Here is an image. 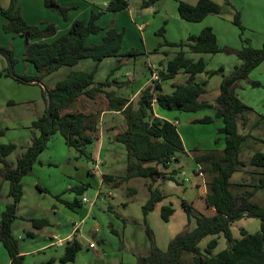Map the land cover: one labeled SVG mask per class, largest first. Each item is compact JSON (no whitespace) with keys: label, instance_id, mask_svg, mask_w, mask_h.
<instances>
[{"label":"rangeland","instance_id":"374dc122","mask_svg":"<svg viewBox=\"0 0 264 264\" xmlns=\"http://www.w3.org/2000/svg\"><path fill=\"white\" fill-rule=\"evenodd\" d=\"M17 1L15 7L29 23L44 27L45 22L64 24L66 21L57 11L46 8L42 0ZM58 1L62 3L61 0ZM178 1L195 4L197 0H157L146 8L140 7L141 0H128L126 9L113 13L115 14L113 17L102 18L101 16L98 20L101 26L113 25L115 22L113 26L117 30L124 31L120 53L127 54L122 57L128 59L129 62L121 64V70L125 69L133 73L132 87L134 89H137L139 84L150 82L149 66L160 71L162 64L181 48L170 46L166 44V41L176 43L185 41L188 36L187 32L197 34L204 27H210L220 46L234 48L244 45L241 39H248L249 44L254 48H260L264 42V0H229L241 13V22L244 26L242 36H240L238 27L232 22L233 10L226 0H213L221 5V12L209 14L199 22H188L180 18L176 9ZM0 5L8 8L10 0H0ZM71 10L68 11L69 15L67 12L69 18L73 13ZM146 21L149 23L141 25V31L137 30V26ZM6 22V18L0 15V143L15 144V150L7 156V160L14 165L18 156L30 145L32 137L38 134L37 130L30 127V124L43 113L45 108L44 85L51 84L54 76H45L41 83H24L17 80V76L34 74L35 69L31 63L24 60L25 37L7 30ZM181 25H186L187 29H183ZM97 35L91 36L89 41L94 42L93 39L101 38L102 32ZM53 38L50 37L47 40L50 41ZM182 49L193 60L201 57L206 63V71L223 67V73H217L209 78L205 73H201V76L197 74L195 77L197 81L207 79L206 93L203 96L209 100L213 99L219 91L222 74L230 73L240 61L234 54L193 53L186 47ZM2 50L12 52V64L8 54ZM111 63L116 64L114 60ZM260 67L257 66L249 74V80L256 81L258 85L240 80L235 91L239 98L252 108L253 112L247 111L246 116L249 118V123H255L258 128L254 130L248 123L242 125L238 122V130L241 133L251 131L252 137L260 138L261 140L256 142L257 145H261V151L264 153V66ZM121 72L124 73V71ZM172 81L184 82L185 79L182 73H178L170 80L161 81L163 89L170 90L175 84H171ZM172 113L177 116L178 129L183 138V145L186 147V153L180 157L179 163H171L166 170L169 172L170 169H176V174H174L176 185L166 179L153 181L142 177L123 180L117 186L104 180L103 183H98L99 176L95 179L86 176L84 169L88 164V158L81 155L75 148L67 146L59 133L51 135L47 148L38 155L30 173L24 176L25 181L29 180L25 185L26 196L18 204V217L12 223V234L18 241L19 250L24 251L21 253L23 264H136L138 254L144 255L151 248V240L145 232L146 225L152 231L155 245L161 250H166L169 241L177 233L195 227L196 215L210 211L205 204L207 181L210 176L201 171V164L196 163L195 157L209 151L221 150L222 135L217 132L220 123L217 122L218 120L207 124L187 123V117L191 115L213 116V109H204L199 112L172 111ZM123 124L125 127V123ZM249 146L251 145L247 138L242 144L240 154V159L245 162V166L231 176L230 180L233 182L248 185L258 178V175L253 174L254 171L264 173V167L256 168L249 163L252 154ZM95 149V144L87 147L88 152ZM125 160V149L122 144L103 140L98 164L100 173L123 175ZM86 179L90 181L91 186H87L82 195L70 190L73 186L85 183L83 181ZM34 180L44 186L42 192L33 187ZM150 184L153 188L157 187L165 197L155 204L144 219L142 206L148 199V185ZM245 188L249 187L242 186L239 189ZM0 191H3V186L0 187ZM57 194L61 195V201L55 197ZM83 195L90 200L94 199V202L91 205L89 202H80V206L75 210H71L63 202L72 201L74 198L80 201ZM263 198L264 189L258 190L253 196V199L259 203L263 201ZM182 200L192 204V215L189 218L181 205ZM52 205L58 207L59 211L65 212L67 221L72 220L73 223H79V229L74 237L80 242L81 249L73 261L61 262L59 260L64 253L65 243L41 247L48 242L55 241L48 239V234L56 231V226L51 224L53 213L49 210ZM164 205L173 208L167 221L161 217V208ZM42 218H48L50 224L42 226L43 230L38 231L31 221ZM259 226L258 217L243 216L231 222L230 230L232 237L238 239L241 236V229L255 233L259 230ZM30 229L33 235H27ZM213 238L217 241L213 254L228 248L229 242L221 233L205 236L198 243L199 248L203 250ZM90 242L94 243L95 248L89 247ZM0 247L4 249L3 246L0 245ZM190 259V254L183 253L182 260L185 263H188ZM0 264H4L2 256H0Z\"/></svg>","mask_w":264,"mask_h":264},{"label":"trees","instance_id":"16d2710c","mask_svg":"<svg viewBox=\"0 0 264 264\" xmlns=\"http://www.w3.org/2000/svg\"><path fill=\"white\" fill-rule=\"evenodd\" d=\"M157 0H141L140 7L146 8ZM17 0H10L8 8L0 5V15L6 18L5 28L26 39L24 60L31 63L35 73L27 76H17V80L24 83H41L42 79L62 66H73L80 60L91 58L96 62L106 57L123 56L120 47L123 30H117L112 24L101 26L97 20L105 12H119L128 7V0H109L103 9L91 10L89 18L75 19L70 28L57 35L56 25L45 22L44 27L29 23L15 7ZM46 8L57 11L64 20L72 7L61 4L58 0H42ZM226 3L233 10V24L244 31L240 11L229 1ZM179 17L188 22H199L209 14H219L220 4L213 0H197L195 4L184 1L177 2ZM103 31L97 42L89 41V37ZM163 31V29H161ZM54 37L50 41L44 39ZM244 45L240 48L220 46L212 28L204 27L197 34H189L185 41L168 42L170 46L181 47L170 59L166 60L159 72V80L150 81L139 92L136 102L116 93L113 89H106L116 79L108 77L95 82L96 67L91 71L75 70L69 72L54 85H44L45 108L43 113L32 121L30 127L38 134L32 137L30 145L18 156L15 164L7 160L16 148L14 143H0V177L9 182L8 195L11 202L7 203L0 213V244L6 250L10 259L9 264H23L18 241L12 234V223L18 217L17 206L23 195L22 177L29 174L38 155L47 148L51 135L59 133L67 146L75 148L81 155L91 158L87 147L93 143L97 132V115L73 109V105L81 97L93 99L96 95L106 101L108 110L120 111L124 117L125 127L112 136V140L123 144L126 151L124 175L112 176L103 174L105 182H112L117 186L121 181L132 177L157 179H174L176 169L166 170L170 164L179 163L180 157L186 153L183 141L175 121L156 116L154 105L160 111L197 112L203 109H213L214 114L203 115L192 120L193 124L213 123L220 119L217 132L222 135L223 147L220 151H209L197 155L195 161L201 164V171L210 178L207 181L208 190L205 195L207 213L200 212L195 217L196 225L192 229H184L177 233L168 243L166 250L158 248L153 241V234L148 225L145 232L151 240V248L146 254H138L136 264H264V198L262 202L253 199L255 193L264 189V173L254 171L257 180L250 184L231 181V176L239 172L245 165L240 159L243 142L250 133H241L238 122L245 125L246 112L251 110L235 91L240 80L258 85L249 80L250 72L264 61V42L260 48H254L248 39H241ZM186 47L193 53H227L234 54L240 64L235 65L228 74H222L219 91L212 102L203 98L206 93L207 79L197 81V74L205 73L209 78L217 73H223V67L206 71V63L200 57L197 60L186 55L182 48ZM8 54L13 63L10 50H2ZM167 55V54H166ZM187 75L184 82L172 85L170 92L163 90L161 81L174 78L178 73ZM8 75V74H7ZM154 100V102H153ZM263 117V116H262ZM264 118V117H263ZM219 141V140H218ZM251 165L264 167V153L254 152L250 158ZM88 183L70 188L75 194L81 195ZM242 186L249 188L239 189ZM239 189V190H238ZM149 196L142 206L144 219L155 204L165 195L157 187L148 185ZM59 199V195H55ZM73 209L80 206L76 198L63 201ZM188 218L192 215V204L182 200ZM173 208L164 205L161 217L168 220ZM243 216H255L260 219L259 230L249 233L240 230V238L234 239L230 224L234 219ZM33 227L39 228L49 224L45 219H32ZM222 234L229 242L228 248L215 254L217 245L215 238L209 240L201 250L198 243L208 235ZM81 249L80 242L72 237L64 245V253L59 258L61 262L73 261ZM183 253L191 255L188 263L182 260Z\"/></svg>","mask_w":264,"mask_h":264},{"label":"crops","instance_id":"0c3cea01","mask_svg":"<svg viewBox=\"0 0 264 264\" xmlns=\"http://www.w3.org/2000/svg\"><path fill=\"white\" fill-rule=\"evenodd\" d=\"M61 1H62L61 4H63V5L68 3V5H66V6L72 7L71 11L73 13H72V15L69 18L68 17L69 12H68L67 19L64 22V24L55 22L57 35L61 34L62 31H63V33L66 32L70 28L71 23L75 19L83 18V19L87 20L89 18V16H90L91 10L103 9L107 5V3L109 2V0H61ZM69 1H70V3H69ZM113 13H115V12H105L104 13L105 15L102 14L101 16H102V18L106 17V16L113 17V16H115V14H113ZM101 16H100V18H101ZM98 20H97V23H98ZM49 22H51V21H49ZM148 23L149 22L146 21V22L138 25L137 26V30L141 31L140 30V26L141 25H147ZM114 24H115V22H114ZM179 24H181V23H179ZM181 26L183 27V29H187L186 25H181ZM195 29L197 30L198 27L195 28ZM101 32L103 34V31H101ZM187 34L189 35V34H194V33L187 32ZM141 36H142V34H141ZM47 39H44V40L49 41ZM99 39L100 38L97 37V38L93 39V41L97 42ZM206 54H208V53H206ZM112 60H114L116 62V64H112L111 63ZM128 62H129V60L124 58V57H122V56L106 57V58L102 59L99 62H96L95 60H93L91 58H85V59L80 60L77 64H75L73 66H62V67L58 68L57 70H55L54 72H52L49 75H47V76H50V75L54 76V81L51 84H49V85H54L58 80L64 78L71 71H75V70L91 71V70H93L96 67V72H95V76H94V81L95 82L103 81L105 78L108 77L109 73H111L110 71H112V74L109 77V79L114 78V79H116L115 81H117V83L116 84L113 83L110 87H108L106 89H113V90L116 91L117 94L129 98L130 101L135 103V100H137L140 90L146 84L145 83L139 84V87L137 89H134V87H132V81L134 80L133 73L131 74V73H129L128 70H125V69L121 70V64H123V63L128 64ZM105 64H108L109 66L105 65ZM239 64H240V61L238 62L237 65H239ZM259 66L263 67L264 66V61ZM121 71H124V73H122ZM180 73H182V72H180ZM55 74H58V75H55ZM182 74L184 76V79H186L187 75L184 74V73H182ZM198 76H201V73ZM172 83H181V82L172 81L171 84ZM171 90H172V88L170 90L166 89L164 91L165 92H170ZM217 93L215 94L214 98L216 97ZM202 97L204 98L205 96H202ZM205 99H207L210 102L213 101V99L209 100L206 97H205ZM244 103L246 104V102H244ZM74 108H75V110H81L83 112L92 113V114L97 115L98 123H97V126H96L97 127L96 138H95V140L92 143V144L96 145V149L91 152V158L88 159V164H87V166L85 167L84 170H85L86 176H88V178L91 177V178L95 179V178H98V176H99L98 183H100V182L103 183L102 182L103 181V178H102L103 174H108V175H112V176H115V175H113L111 173H104V172L100 173L98 170H97L96 173H92L90 170L92 168L93 163L96 162V160L98 162L100 161V150H101V145L103 143V140L114 142L116 144H121L119 142H116V141L112 140V136L114 135L115 132L124 129L123 128L124 127L123 123H125L123 121L124 117H123V115H122V113L120 111L108 110L107 107H106V101L101 96V94L96 95L93 99L86 98V97L79 98V100L73 105V109ZM153 110H154V113H155L156 116L168 119L170 121H175L177 129H178V124L179 123H178V119H177L176 114L172 113V111H163V112H161L157 108L156 105H154ZM199 111H204V109L203 110H199ZM199 111H197V112H199ZM250 111L253 112V110H250ZM203 115H205V114H198V115L188 116L187 117V120H188L187 123H192L193 119L199 118V117H201ZM216 120H218L217 122L221 123L220 119H216ZM246 123H248L250 128H252L254 130L258 129L255 126L256 125L255 123H249L248 116H247ZM178 131H179V129H178ZM249 133H250V136H248L249 145H251V146H249V148L252 149V154L254 152L261 151V148H262L261 145L260 146L257 145V142H256V141L261 140V139L258 138V137L255 138L254 136L252 137L251 136V131ZM179 134H180V132H179ZM258 135H259V133H258ZM181 139L183 140L182 137H181ZM184 148L186 150V147H184ZM252 154H251V156H252ZM125 155H126V151H125ZM244 166H242V167H244ZM124 168H125V166H124ZM261 168H263V167H261ZM123 173H125V170H124ZM117 176H119V175H117ZM121 176H122V174H121ZM3 180L4 179L2 177H0V187L3 186V191L2 192L0 191V213H1L2 209L4 208V206L7 203L11 202V197L8 195L9 182L7 180H5V181H3ZM28 181H29L28 179H26V181H25V177L24 176L22 177L23 195H22V198H21L19 203H21V201H23L25 199V196H26L25 195V185H27L26 183H28ZM83 182L88 183V187L91 186L90 181H87V179L84 180ZM85 183H82V184H85ZM33 187L36 190H39L40 192H42V190L44 188V186H41L40 183L38 181H36V180H34V182H33ZM56 193H58V192H56ZM57 195H60V194H57ZM60 198H61V195L59 196V199L57 198V200L61 201L62 198L61 199ZM77 207H79V206H75L71 210H75V208H77ZM49 211L51 213H53V222L51 224L53 226H56V229H55L56 231L50 232V234H48L49 235L48 239L49 240H52V239L55 240L54 236H58L60 238H65V237L71 235L72 237H74L75 236L74 234H76V232L78 231L79 223H75V222L73 223L72 220L71 221H67L66 217H65V212L64 211H59L58 207H56L55 205H52V208ZM42 219L47 220L48 223L50 224V220L48 218H42ZM74 229H75V231H74ZM37 230L41 231V230H43V228L39 227V228H37ZM33 234L34 233H33V231L31 229L28 230L27 235H33ZM54 242L55 241L48 242V243L44 244L41 247L52 246L53 244H55ZM41 247H39V248H41ZM20 253H24V251L20 250ZM0 256H2L4 264H9L10 263V259L8 257V254H7L6 250L5 249H1V247H0Z\"/></svg>","mask_w":264,"mask_h":264},{"label":"built area","instance_id":"2783aa9c","mask_svg":"<svg viewBox=\"0 0 264 264\" xmlns=\"http://www.w3.org/2000/svg\"><path fill=\"white\" fill-rule=\"evenodd\" d=\"M149 69H150V72H151L150 81H156V80L158 81L159 78H160L158 70L156 68H154L153 66H149ZM153 102H154V100H153ZM98 164H99V162L97 160H96V162L93 163L92 168L90 170L92 173H96L97 172ZM80 201H81V203L89 202V204L91 205L94 202V199L90 200L87 196L83 195L81 197ZM74 231H75V229H74ZM54 238H55V242H54L55 244L66 243L68 241H71V239H72L71 235L67 236L65 238H60L58 236H54ZM89 247L94 248L95 247L94 243L90 242L89 243Z\"/></svg>","mask_w":264,"mask_h":264},{"label":"water","instance_id":"95a60500","mask_svg":"<svg viewBox=\"0 0 264 264\" xmlns=\"http://www.w3.org/2000/svg\"><path fill=\"white\" fill-rule=\"evenodd\" d=\"M170 183H173L174 185H176V182L175 181L170 180Z\"/></svg>","mask_w":264,"mask_h":264}]
</instances>
